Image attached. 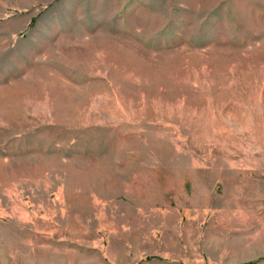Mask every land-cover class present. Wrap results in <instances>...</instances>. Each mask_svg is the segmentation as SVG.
<instances>
[{"label":"rangeland","instance_id":"374dc122","mask_svg":"<svg viewBox=\"0 0 264 264\" xmlns=\"http://www.w3.org/2000/svg\"><path fill=\"white\" fill-rule=\"evenodd\" d=\"M0 264H264V0H0Z\"/></svg>","mask_w":264,"mask_h":264}]
</instances>
